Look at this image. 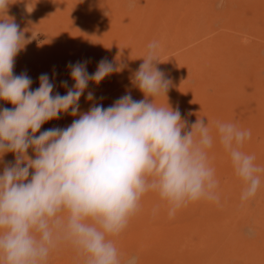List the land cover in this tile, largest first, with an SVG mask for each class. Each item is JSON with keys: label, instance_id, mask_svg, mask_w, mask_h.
Returning a JSON list of instances; mask_svg holds the SVG:
<instances>
[{"label": "clouds", "instance_id": "9594fccd", "mask_svg": "<svg viewBox=\"0 0 264 264\" xmlns=\"http://www.w3.org/2000/svg\"><path fill=\"white\" fill-rule=\"evenodd\" d=\"M9 5L0 0V100L13 105L0 108V158L13 153L15 159L0 174V264H48L64 246L82 264H138L139 256H125L118 240L145 196L155 194L154 212L163 206L169 218L201 201L219 204L220 182L209 162L214 140L243 184L240 206L257 196L264 168L242 150L250 130L220 120L210 125L203 118L189 126L178 108L157 102L171 85L157 66L158 41L147 44L130 77L144 99L128 93L107 108L94 104L79 114L89 83L98 85L124 66L102 59L89 73L87 61L69 62L74 84L61 82L66 94H53L47 73L31 90L27 73L13 74L28 41L8 17ZM86 99L94 100L93 92ZM69 113L79 118L68 127L41 131Z\"/></svg>", "mask_w": 264, "mask_h": 264}, {"label": "bare ground", "instance_id": "6f19581e", "mask_svg": "<svg viewBox=\"0 0 264 264\" xmlns=\"http://www.w3.org/2000/svg\"><path fill=\"white\" fill-rule=\"evenodd\" d=\"M113 3L117 62L121 64L144 53L150 42L145 40V32L149 30L157 34L155 40L159 44L170 42L180 47L181 41L185 45L189 43L180 56L164 60L159 66L165 68V72H178L184 67L188 74L187 83L174 84L165 75L171 85L167 96H161L157 102L163 104L166 98L165 105L168 103L173 109L178 108L189 126L203 118L210 125L220 120L250 130L251 139L242 150L255 155V163L264 168V137L262 141L256 137L257 134L264 136V81L258 77V71L264 66V0H212L206 8L203 0H169L166 3L159 0H113ZM185 4L188 6L180 10ZM154 7L160 9L159 16L155 15L159 12L154 13ZM193 13L199 14L190 21ZM179 14L188 16V20L182 22ZM225 26L233 28L234 34L226 32ZM136 96H139L137 100L144 99L142 92ZM74 119L70 114H61L59 119L45 123L41 131L66 128ZM29 155L35 158L31 149ZM226 157L228 154L214 140L209 150V162L215 168L216 176ZM14 159L13 153L0 158V174L7 162ZM240 195L241 192H237L231 201L240 199ZM158 203L156 195L151 193L141 202L143 205L151 204V207H157ZM228 203L223 197H220L219 204L194 203L205 209L194 219L202 224L199 226L202 240L198 244L192 243L187 227L179 235L155 244V258L163 260L161 264H228L231 261L229 257L236 255V248L226 236L229 210L224 206ZM206 211L216 213L210 216ZM257 219L258 223L264 224V215ZM148 222L142 221L133 227V230L138 229L133 239L137 238L141 244L153 240ZM252 229L255 232V224ZM259 236L264 239V228ZM239 264H264V241L254 246L244 262Z\"/></svg>", "mask_w": 264, "mask_h": 264}, {"label": "rangeland", "instance_id": "374dc122", "mask_svg": "<svg viewBox=\"0 0 264 264\" xmlns=\"http://www.w3.org/2000/svg\"><path fill=\"white\" fill-rule=\"evenodd\" d=\"M159 1L166 3L169 0ZM9 2L7 15L20 25L28 41L15 59L13 74L27 73L33 81L31 90L39 87V76L47 73L55 85L53 94L59 92L64 95L67 89L62 86L61 82L67 81L68 87L74 84L67 67L69 62L74 64L77 61H87V71L93 73L97 69L98 62L107 59L117 66L123 65V70L106 77L98 85L90 82L88 89L80 98L79 114L88 112L94 104L107 108L128 93L134 100H137L139 96L136 94L140 91L132 86L130 77L143 62L140 57L144 53L136 59L125 60L121 64L117 62V51L114 47L116 19L113 14V0H9ZM211 2L212 0H203V7L206 8ZM187 6V4L182 5L180 10H184ZM153 10L154 13H158L160 9L154 7ZM160 13L161 11L155 15L159 16ZM198 14H189L190 21L197 18ZM180 19L184 22L188 20V16L183 17L179 14ZM224 30L234 34L233 28L225 26ZM33 33H35L34 39H32ZM156 35L153 30L146 31L145 40L151 42L155 40ZM188 45H185L183 41L180 42V47L170 42L160 44L161 62L157 66L167 77H170L174 84L187 83L186 69L182 67L178 72H165V68L162 69L159 66L164 60L180 56ZM54 71L55 75H53ZM258 77L264 81V66L258 71ZM89 91L93 92L95 97L92 101L86 99ZM163 101L165 105L166 98ZM2 106L13 107L10 103L0 100V107ZM79 114L75 116V119L79 118ZM256 137L262 141L264 136L257 134ZM223 162L224 165L217 175L220 182L218 191L220 197L229 201L224 206L226 210H229H227L226 218V236L236 248V255L229 257L231 261L228 264H239L244 262L254 246L257 247L264 241L259 236L264 224L258 223L257 219L264 215V172L261 175L262 186L256 198L241 207L240 199L233 202L231 198L237 192H242L243 184L235 176L230 158L226 157ZM151 206V204H141L140 212L131 220L128 228L119 238L118 246L125 256L138 255V264H161L163 260L155 258L153 253L155 244L168 240L172 235H179L187 227L189 228L188 237L192 239V243L198 244L202 240L199 230L202 224L194 219L205 212L203 206L191 204L178 211L173 218L168 217L163 206L155 212L156 207ZM206 212L210 216L216 213L215 211ZM142 221H149L147 224L153 234V240L150 243L141 244L137 242V238L133 239L138 233V229L133 230V227L142 224ZM254 224L256 225L255 232L252 229ZM62 263L82 264L75 252L67 246L55 250L48 261V264Z\"/></svg>", "mask_w": 264, "mask_h": 264}]
</instances>
